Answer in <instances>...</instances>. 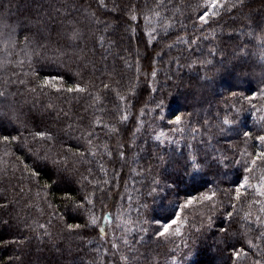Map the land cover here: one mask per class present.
I'll list each match as a JSON object with an SVG mask.
<instances>
[{
	"label": "snow or ice",
	"instance_id": "obj_1",
	"mask_svg": "<svg viewBox=\"0 0 264 264\" xmlns=\"http://www.w3.org/2000/svg\"><path fill=\"white\" fill-rule=\"evenodd\" d=\"M260 2L264 5V0ZM169 4L170 0H111V6L108 0H0V74H4L3 83L0 84V149L4 157L15 160V164H7L2 173L15 178L19 189L13 200H9L7 189L0 191V226L14 228L21 237L4 241L3 246L16 245L18 249L29 246L27 255H35V261L28 259L27 264H62L65 251L71 254L73 242L82 239L87 230L97 232L101 241L110 244V247L103 248V252L101 246H97L94 250L96 259L90 264H159L158 260L150 259L147 251H140L146 237L154 238L157 242L168 239L169 243L173 242V237L180 238L183 248L188 249V254L183 258L187 261L193 255V249L208 233L212 235L211 247L220 258V264H264V199L249 200L247 206L243 207L251 195L248 189H254L257 197L264 198V174L258 178L257 184L251 183L255 178L253 173L257 162L264 164V11L254 14L249 9L246 12L248 0H204L202 4H196L195 19L187 16L185 20L191 21L192 31L199 35H180L173 43L166 44L169 50L176 44L187 46L189 58L184 63L180 58H175L176 80H180V72L185 67L191 71L199 66L202 72V75L190 78L186 98L192 96L203 102V96H198V93H202L217 77L226 76L234 81L232 87L236 90L231 91L230 97L238 101L240 107L236 108L234 104L236 116L232 119L226 116L222 124L215 125L210 124L208 119H204L202 124L199 120L191 123V118L197 115L195 109L179 115L173 113L174 119H169L168 123L173 125V132L181 133L180 139L165 137L164 132L152 138L159 145L166 142L178 145L185 140L184 134L188 132L190 139L186 143L190 151L187 155L181 153L180 157L175 155V150L163 154L154 152L153 157L159 162L156 167L163 169L156 175H152L151 165L139 170L129 169L136 176L146 175L149 182H142L141 188L136 190L141 196V200L131 206L135 208L136 218L129 216L124 220V235L121 238L108 240V230L101 221H109L110 215L98 217L95 213V192H84L87 186L85 182L91 183V168L86 169L88 175H85L70 162L69 154L71 160L91 163L88 157H95L99 151V145L94 144V139H99L95 136V129H107L106 135L119 136L123 132L122 126L129 121L127 106L135 107L134 97L142 72V61L147 58L149 47H154L158 40H167L177 25L184 33L188 32L189 25L178 20L175 12L168 15ZM101 9L103 13H100ZM223 15L231 18L232 26L227 31L221 28L218 34L212 26ZM108 16L112 20L107 19ZM238 22L240 26L236 27ZM116 29H122V35L112 39ZM125 36L127 46L124 45ZM144 37H147L146 41ZM133 39L136 41L137 83H130L124 88L123 69L133 67L130 61ZM201 42L210 45L206 51ZM25 67L27 71H24ZM143 74L147 90L151 93L160 91L156 86L157 69L154 63ZM166 78L173 80L171 75ZM253 80L256 82L254 91L250 87ZM8 85H18L17 91L9 92ZM243 85L249 87L244 89ZM176 86L179 87L178 84ZM21 88L24 91H20ZM112 92L126 106L112 126L104 124L100 118L85 124L86 115H78L73 120L69 111L57 108L50 99L52 96H65L70 101L86 94L92 101L89 107H95L102 105L105 93ZM41 97H49V103L43 104ZM245 102L247 109L243 107ZM257 103H260L259 108ZM29 104L31 107H26ZM84 111L87 113L88 109ZM117 111L119 113L120 109ZM243 111H251L260 124V130L256 133L243 131L246 148L235 163L242 164L243 172L247 175L232 181L234 194L225 203L217 199L216 191L209 188L211 182H204L202 187L197 185L209 173L215 175L219 172L220 165L227 167L225 161L229 158L220 149L213 150L219 155L194 151L192 141L198 135L203 136L200 131L203 127L208 129L209 139L202 143L208 145L213 127L218 129L217 134H223L225 129L222 125L237 124L239 113ZM152 112L158 113L161 122L165 119L163 98L156 101ZM144 115L145 110L141 109L140 117ZM137 124L131 145L121 143L117 145L116 153L106 151L110 162L129 163L128 151L136 147L135 137L145 127L142 119H138ZM71 141H75L76 145L73 146ZM251 141L258 144H249ZM57 144H66L67 147L57 150ZM248 146L255 151H247ZM139 147L142 151L143 146ZM104 148L107 150L108 145L105 144ZM139 158V152H135L130 162L137 163ZM101 170L105 171L103 168ZM17 172L20 173L19 177L16 176ZM122 175V169L115 172L116 180ZM41 180H44L43 184ZM25 183L29 185V192L32 187L39 189L36 193L38 199L40 191L59 193L58 200L63 212L57 214L54 203L45 197L43 202L51 209L46 223L37 224L34 228L35 221L29 222L28 217L18 212L13 217L10 212L13 201L19 203L16 197H22L25 193ZM103 183L110 182L104 180ZM98 186L99 182L94 187ZM193 191L199 195H193ZM227 195L228 191L225 190ZM128 199L131 201L132 197ZM194 204L206 209L202 214L206 220L201 219L195 231L185 237L181 232V212ZM178 205L180 210H177ZM32 207L33 203L25 204V208ZM217 220L221 222L217 223ZM53 230L56 231L55 236ZM25 231L29 234L23 235ZM133 234L139 239H135ZM57 237L60 242H57ZM34 240L35 253L31 251ZM62 244L67 247H62ZM122 246L125 249L123 252ZM46 251L51 259L45 255ZM170 259L171 264H181L175 255ZM3 264H25V259L23 255L13 254ZM81 264H84L83 260Z\"/></svg>",
	"mask_w": 264,
	"mask_h": 264
},
{
	"label": "trees",
	"instance_id": "obj_2",
	"mask_svg": "<svg viewBox=\"0 0 264 264\" xmlns=\"http://www.w3.org/2000/svg\"><path fill=\"white\" fill-rule=\"evenodd\" d=\"M109 6H111V0H108ZM204 0H170L169 12L168 15H172L175 12L176 18L178 20L184 21V23L189 25L188 32L184 33L179 25L171 30V36L167 40H158L155 43L154 47H149L148 56L142 61V72L139 77V82L136 80L135 72V39L132 40L131 47L133 49L132 56L130 61L133 64L132 69H123L124 74V88H126L130 83H137L136 95L134 97L135 107L127 106V112L129 114V121L123 125V132L117 136L116 134H108L107 129H95V136L99 137L98 140L94 139V144L99 145V151L95 157H88L91 160V163H81L78 161L71 160L70 162L74 163L81 172H84L85 175H88L86 169L91 168V175H89V180L91 183H86V188L84 192L91 193L95 192L96 204H95V213L99 217L102 214L110 215L109 221H101L102 226L107 228L108 240L111 241L113 237L119 239L124 235V220L129 216L132 219L136 218V211L134 207L139 200H141L140 193L136 191L141 188V183H148V179L145 176H136L130 172V168H136L139 170L141 167L148 168L150 165L153 167L152 175H156L157 172L162 171L156 167L158 161L154 159V152H161L162 154L172 153L175 150V155L177 157L181 156V153L187 155L190 149L187 147L186 141L190 139V134L186 132L184 134L185 140H182L178 145L168 144L167 142L163 145H159L152 137L159 132H164L165 137H172L175 139H180L181 133L179 131L173 132V125L168 123L169 119H174L173 113L181 114L185 112H192L194 109L197 112V115H194L191 118V123L195 124L197 120L200 123H203L204 119H208L210 124H222L223 119L227 116L229 119H232L236 116V112L233 108L235 104L236 108L240 107L238 101H234L230 97L231 91L236 89L232 87L234 81L226 76L217 77L215 81L202 93H198V96H203V102L198 101L192 96H187L188 84L190 78H196L198 75H202V72L199 71V66L193 70H188L186 67L183 68L180 72V80H176V64L175 58H180L181 63L185 62L188 57L187 46L182 44H176L172 49L166 47L167 43H173L176 40L177 36L187 35L189 37L198 36L199 33L193 32L190 25V20H185V17L192 16L195 19L194 8L196 4L203 3ZM249 8H246L245 11L251 9L254 14H259L261 11H264V5L261 4L260 0H248ZM95 7V4H94ZM103 9L100 10V13H103ZM102 18H105L102 16ZM109 20H112L111 16L106 17ZM143 25V21H140ZM232 26V20L228 15H223L219 18L218 23L214 24L212 27L216 28L217 33L219 34L220 29L224 28L225 31L228 30V27ZM236 27L240 26L238 22ZM122 35V29H116L112 39H118ZM145 41L147 37L143 38ZM202 47L207 49L210 45L206 42H201ZM215 43V41L213 42ZM231 43V42H229ZM124 45H128L127 37H124ZM231 50V49H229ZM141 55H143V46L140 49ZM156 53H160L159 56ZM219 58V55L218 57ZM157 69L156 77V86L160 89L155 93H151L150 90H147L144 72H147L149 65L153 64ZM17 72L20 71L19 68L16 69ZM24 71H27L25 67ZM173 76V80H167V76ZM150 78V74H149ZM248 79H252L249 77ZM4 74H0V84L3 83ZM107 82V81H106ZM179 85L177 87L176 85ZM31 85H29L30 87ZM59 86V85H57ZM244 89H247L249 85H243ZM252 90L256 89V82L253 80L250 85ZM18 85H8L9 92H16ZM24 91V89H20ZM123 91V88L121 89ZM95 92V90H93ZM163 98L164 100V115L165 119L161 122L159 120L158 113L152 112V109L155 107L156 101ZM17 99L22 100L23 97H17ZM31 100V97H28ZM51 102L57 106V108H63L65 111H69L70 116L73 120L79 116H87L85 124L89 121L96 118H100L104 124L109 126L115 125L116 121L119 118L126 106L121 104L116 96L115 92L105 93L102 96L103 103L100 106L89 107L92 104V101L85 94L82 98L78 99H67L65 96L57 98L52 96ZM41 102L43 104L49 103V97H41ZM26 107H31L27 105ZM243 107L248 108L247 103L245 102ZM257 107H260V103H257ZM87 108L88 111L85 113L84 109ZM120 109L118 113L117 109ZM145 110V115L140 117V110ZM155 117V120L153 119ZM142 119L144 121L145 127L141 128L140 132L137 133L135 137L136 147L132 148L131 151H128L129 163L125 165L124 161L120 163H115V161L110 162V158L107 156L106 151L117 152V145L124 144L129 146L132 144L133 136L132 133L138 127L137 120ZM225 129L223 134H217L218 129L213 127L211 129L212 138L208 145L202 143V141H207L209 139L208 129L201 128L200 131L203 133V136H197L196 140L192 141L195 145L194 151L203 152L209 151L214 155H219L218 152H214V149H220L224 155L229 159L225 161L228 165L219 166V172L215 175L209 173L204 176L197 187H202L204 182H211L209 188L217 192V199L224 200L227 203L228 199L234 194V186L232 181L236 180L237 177H242L247 175L243 172V166L235 163L237 159H240L241 152L246 148L244 143L245 138L243 137V131H252L256 133L260 130V124L257 122L256 117L252 116L251 111H243L239 113V119L237 124L233 125H222ZM199 127V125H197ZM73 146L76 145L75 141H71ZM108 145V149L104 148V145ZM249 144H258V142L251 141ZM143 146V150H140L139 146ZM67 145L57 144L56 149L62 150L66 148ZM83 150V149H81ZM247 151L254 152L255 149L251 146L247 147ZM135 152H139V159L137 163H131V158ZM7 164H15V160L3 156V151L0 149V191L7 189V194L9 200H13V197L16 196L18 192L17 180L9 174L8 176L3 175L2 169ZM22 167V165H21ZM103 168L105 171H102ZM123 171L122 177L117 181L115 177V172ZM215 171V170H214ZM9 173H11V168L9 167ZM264 174V164L257 162L255 172L253 173L254 179L251 180L253 185L257 184L258 178ZM20 173L17 172L16 176L19 177ZM108 180L109 184H104L103 181ZM44 180H41L40 183L43 184ZM97 182H99L98 187H94ZM25 193L22 197H16L19 200V203L13 201V209L10 210L13 217L18 212L21 216L28 217L29 222L35 221L33 227L35 228L37 224L46 223L49 219V213L51 209L47 208L44 198L52 201L54 206L57 208V214L63 212L62 205L59 204V193H45L40 191V198L36 197L37 189L32 187L29 192V185L24 184ZM100 189H103L102 192ZM202 190H207L203 189ZM225 190L228 191V195L225 196ZM248 192L251 193L248 196V200H245L243 207L247 206L249 200L252 199H264L262 197H257L254 189H248ZM83 194V193H82ZM193 195H199L198 192L193 191ZM131 196L132 200L129 201L128 197ZM26 203H33L34 207L25 208ZM241 207V205H237ZM177 210H180L179 205ZM231 210V209H229ZM206 211L205 208H202L200 204H194L186 209H183L181 212L182 225L181 232L185 237L188 236L190 232H194L195 228L199 226L201 219L206 220V216L202 214ZM255 212V209H253ZM243 215V213H241ZM238 219V217H237ZM220 220H217V223H220ZM16 221L13 219V225ZM119 226V227H118ZM21 229L23 226H20ZM28 232H24L23 235H28ZM53 235H56V231L53 230ZM135 236V234H133ZM21 238L15 229H9L6 226H0V264H3L7 260V257L13 254L23 255L25 259V264H27L28 259L35 261V255L29 257L27 255L29 251V246H23L17 248L16 245L3 246L4 241H9L13 239ZM132 239V237H129ZM135 239H139V236H135ZM173 242L169 243L168 239H162L157 242L154 238L148 239L147 237L144 240V246L140 247L141 252H148L150 259H155L159 261V264H171L170 257L175 255L181 264H220V258L212 249L213 238L211 233H208L206 238H202L201 241L193 249V255L185 261L183 258L188 254V249H184L181 240L178 237L172 238ZM89 241H92L90 244ZM57 242L59 237H57ZM36 241L32 242L31 251L36 252L35 248ZM180 245L179 248L176 246ZM62 247H67L66 244H62ZM97 246H101V252H103L104 247H110V244L107 242L101 241L97 232L92 230H87L83 235L82 239H77L73 242L72 252L69 254L65 251V255L62 258V264H81L83 260L84 264H90L93 259H96L95 249ZM139 247V246H138ZM125 249L121 247L123 252ZM45 255L51 259V255L46 251ZM58 259L60 257H57ZM111 258V257H110Z\"/></svg>",
	"mask_w": 264,
	"mask_h": 264
}]
</instances>
